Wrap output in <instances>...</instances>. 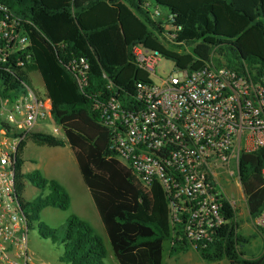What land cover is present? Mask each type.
<instances>
[{
    "label": "trees",
    "instance_id": "trees-1",
    "mask_svg": "<svg viewBox=\"0 0 264 264\" xmlns=\"http://www.w3.org/2000/svg\"><path fill=\"white\" fill-rule=\"evenodd\" d=\"M0 4L25 21L21 24L30 53L28 65L10 66V73L0 71L1 84H29L27 74L37 72L50 101L51 119L62 135H20L14 193L27 229L37 222L42 209L65 211L69 200L60 185L42 178L38 171L22 172L25 145L68 146L116 264H162L164 253L171 257L186 249L205 263L264 264V228H254L262 237L261 254L243 259L242 249L251 236L238 233L237 210L222 196L224 224L210 244L192 248L183 236V224L167 222L160 188L143 187L109 151L110 132L99 114V106L110 99L130 109L135 85L148 82L132 47L156 53L175 70L225 67L262 82L264 0H0ZM80 59L87 65L82 85L71 68ZM263 167L264 147L239 156L237 178L249 222L264 204L259 178ZM26 181L40 192L29 202L22 198ZM27 210L32 213L28 215ZM35 228L42 239L55 238L54 229L42 223ZM62 237L59 260L63 264H104V246L87 223L67 217Z\"/></svg>",
    "mask_w": 264,
    "mask_h": 264
},
{
    "label": "built area",
    "instance_id": "built-area-1",
    "mask_svg": "<svg viewBox=\"0 0 264 264\" xmlns=\"http://www.w3.org/2000/svg\"><path fill=\"white\" fill-rule=\"evenodd\" d=\"M21 22L0 4V71L29 64ZM132 53L148 82L135 85L130 109L113 99L99 106L102 125L110 132L108 149L143 187L160 188L167 222L183 224L185 240L203 248L224 224L218 174L230 176L231 167L237 174L239 156L264 147V80L253 82L231 69L206 65L176 70L177 76L154 84L150 76L160 57L140 47H132ZM71 68L78 85L84 84L86 63L80 59ZM50 112L49 99L30 80L14 87L0 81V264H49L27 253V220L14 193V162L20 135L62 136ZM47 121L50 132L42 130ZM259 178L264 187V167ZM250 224L264 228V204Z\"/></svg>",
    "mask_w": 264,
    "mask_h": 264
},
{
    "label": "rangeland",
    "instance_id": "rangeland-1",
    "mask_svg": "<svg viewBox=\"0 0 264 264\" xmlns=\"http://www.w3.org/2000/svg\"><path fill=\"white\" fill-rule=\"evenodd\" d=\"M159 11L163 16L164 10L160 9ZM162 16H160V18L163 20ZM168 75L177 76V72L170 61L159 58L157 66L154 69V76H150V80L154 84H157L159 78H165ZM29 80L32 88L40 93H43L44 89L37 72H31L29 74ZM38 127L39 126H36V128ZM51 127H53L52 124L47 121V124L42 127V130L44 132H50ZM40 152H49V148L37 147L31 143L27 144L25 154L29 157L27 158V160H25V163L23 165L24 171H29L34 167L36 163L43 164L44 162H46L44 154H40ZM65 162L67 161L65 160ZM50 169H53V171L55 169V172H59L60 168L58 167V165H55L53 168L50 167ZM230 169L232 171V174L230 176H227L225 174H218L217 181L220 184L227 201H230L233 204L234 208L238 210L239 215L236 216V221L238 223V233L246 236H251L248 244L242 249V258L247 260L254 259L258 257L262 252V237L259 232L254 230L246 217L245 207L243 203L244 199L241 188L239 186L237 174L234 171L233 167H231ZM38 173L42 178H44V176L39 171ZM39 193L40 192L32 187L27 181L25 182V188L22 195V198L25 201H31L34 197L38 196ZM73 209L75 210L77 209V207L71 204L70 207H68V209L65 211H60L55 208L48 207L42 209L37 213V222L32 223V227L28 229L27 232V253L31 257V259L45 261L49 264H63L59 260L62 251L61 242L63 240V225L67 217L75 216L79 220L87 223L94 231V233L100 238L105 249V257L103 263L116 264L103 230L94 225L96 223L92 219L90 213L86 214L84 219H80L76 215V212L73 211ZM26 213L29 215L32 213V211L27 210ZM36 223H42L48 228L54 229L56 231L55 238L50 241L49 239H42L41 237H39L35 228ZM162 264H227V262L222 260L216 263H205L197 257L196 253L193 250L186 249L184 253H180L171 257L167 256V254L164 253Z\"/></svg>",
    "mask_w": 264,
    "mask_h": 264
},
{
    "label": "crops",
    "instance_id": "crops-1",
    "mask_svg": "<svg viewBox=\"0 0 264 264\" xmlns=\"http://www.w3.org/2000/svg\"><path fill=\"white\" fill-rule=\"evenodd\" d=\"M27 144L25 145L23 151V165L25 163V160H27V158L29 157L28 155L25 154V149ZM40 154H44L46 158V162H44L43 164L36 163L34 167L29 171H24L22 165V172L24 174H27L30 173L31 171L36 170L39 171L44 176V179L55 181L58 185H60L63 188L66 195L68 196L69 207L71 204L77 207V209L75 210L73 209V211L76 212V215L80 219H84L85 215L90 213L92 219L96 223L94 225L103 230L96 209L92 203L89 193L78 172V168L74 156L72 154V151L68 148V146L49 148V152L46 153L40 152ZM65 160L67 162H65ZM55 165H58V167L60 168L59 172H55V169L54 171L53 169L52 170L50 169V167L53 168ZM245 214L247 217L246 210H245ZM237 215H239L238 210L236 216Z\"/></svg>",
    "mask_w": 264,
    "mask_h": 264
},
{
    "label": "water",
    "instance_id": "water-1",
    "mask_svg": "<svg viewBox=\"0 0 264 264\" xmlns=\"http://www.w3.org/2000/svg\"><path fill=\"white\" fill-rule=\"evenodd\" d=\"M239 182V181H238Z\"/></svg>",
    "mask_w": 264,
    "mask_h": 264
}]
</instances>
